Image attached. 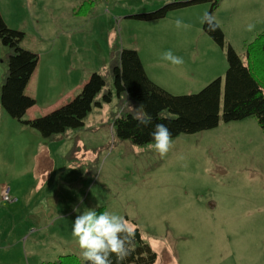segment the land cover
<instances>
[{
    "label": "rangeland",
    "instance_id": "obj_1",
    "mask_svg": "<svg viewBox=\"0 0 264 264\" xmlns=\"http://www.w3.org/2000/svg\"><path fill=\"white\" fill-rule=\"evenodd\" d=\"M178 1L0 0L5 24L24 33L21 46L42 57L27 86L36 102L25 117L46 114L64 88L82 85L91 72L111 88V62L122 48L136 50L149 79L174 95L223 78L225 48L201 24L209 1L157 19L142 17ZM212 13L241 58L264 31V0H219ZM177 18L190 28L177 29ZM168 50L183 65L164 61ZM6 64L0 43V84ZM125 104L113 96L93 108L81 128L54 139L12 118L0 104V191L8 186L15 199L4 201L0 193V264L80 258L71 235L73 206L135 222L156 253L155 264H264V130L256 118L220 120L172 137V149L161 158L151 142L114 137L112 118Z\"/></svg>",
    "mask_w": 264,
    "mask_h": 264
},
{
    "label": "trees",
    "instance_id": "obj_2",
    "mask_svg": "<svg viewBox=\"0 0 264 264\" xmlns=\"http://www.w3.org/2000/svg\"><path fill=\"white\" fill-rule=\"evenodd\" d=\"M207 1L210 2L207 12H213L219 0H180L142 14V17L157 19L170 9ZM203 30L225 48L228 65L223 78H214L198 92L169 93L149 79L136 50L122 48L111 62V88L106 87V80L100 73L91 72L66 103L44 115L26 118V110L35 104V99L25 92V87L37 66L38 54L21 46L24 33L9 28L0 14V43L7 55L6 71L0 84V104L9 116L46 139L61 138L67 130L81 128L88 113L110 102L113 96L126 102L120 113L112 118L113 135L133 144L151 142L149 133L157 123L165 124L175 137L213 128L220 120L228 122L254 116L264 130V31L247 43L241 58L230 44H226L220 27L208 32L203 25ZM141 104L143 111L152 117L148 126L138 125L134 119ZM130 226L135 230L134 248L122 264H155L156 253L144 241L135 222L131 221ZM112 260L115 264L114 256ZM41 264L86 262L74 254H66Z\"/></svg>",
    "mask_w": 264,
    "mask_h": 264
},
{
    "label": "clouds",
    "instance_id": "obj_3",
    "mask_svg": "<svg viewBox=\"0 0 264 264\" xmlns=\"http://www.w3.org/2000/svg\"><path fill=\"white\" fill-rule=\"evenodd\" d=\"M177 29L187 30L190 25L183 23L180 18L175 20ZM201 24L207 26L208 32H214L219 28V22L212 12H205L201 16ZM253 24H248L251 31ZM161 58L173 67L183 65L182 57L176 56L171 50L165 51ZM134 119L138 125L148 126L152 123L150 114L143 111V105L138 107ZM151 143L148 145L161 158L165 157L173 147L172 133L163 123H157L149 133ZM183 160V157H178ZM82 203V201H81ZM73 212L77 213L72 221L71 235L78 248L79 256L86 264H115L122 262L130 255L134 248L135 230L125 216L108 210L97 211L96 208H80L73 206Z\"/></svg>",
    "mask_w": 264,
    "mask_h": 264
},
{
    "label": "crops",
    "instance_id": "obj_4",
    "mask_svg": "<svg viewBox=\"0 0 264 264\" xmlns=\"http://www.w3.org/2000/svg\"><path fill=\"white\" fill-rule=\"evenodd\" d=\"M27 49H30V48H27ZM39 54V53H38ZM41 59H42V57H41V54H39V57H38V63H37V66H36V68H35V70H34V72H33V74L31 75V77H30V79H29V81H28V83H27V85H26V87H25V92H26V90H27V86H28V84H29V82L31 81V79L33 78V76L35 75V73H36V71H37V69H38V66H39V62L41 61ZM51 68V70H55L56 68H54L53 66H51L50 67ZM84 83V82H83ZM83 85V84H82ZM82 85H73L72 87H70V88H68V89H66V88H64L63 89V91H61L59 94V98L56 100V102H54L53 104H49L45 109H46V112L45 113H47V112H49L50 110H52V109H54V108H56L57 106H59V105H62V104H64V103H66L68 100H70L78 91H79V89L81 88V86ZM27 93V92H26ZM28 95H30V94H28ZM31 96H33V95H31ZM34 97V96H33ZM35 102H36V100H35ZM31 109V107L30 108H28L27 110H26V113H25V115H27L28 113H29V110ZM30 118H34V115H31V116H29Z\"/></svg>",
    "mask_w": 264,
    "mask_h": 264
},
{
    "label": "built area",
    "instance_id": "obj_5",
    "mask_svg": "<svg viewBox=\"0 0 264 264\" xmlns=\"http://www.w3.org/2000/svg\"><path fill=\"white\" fill-rule=\"evenodd\" d=\"M0 193L4 201L12 202L13 200H15L13 197H11L10 189L8 186H2Z\"/></svg>",
    "mask_w": 264,
    "mask_h": 264
}]
</instances>
